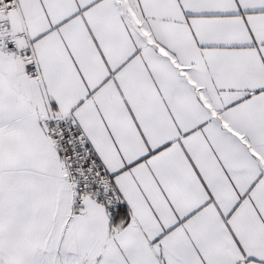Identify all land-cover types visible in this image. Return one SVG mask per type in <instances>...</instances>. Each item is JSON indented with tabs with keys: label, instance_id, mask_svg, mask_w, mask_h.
<instances>
[{
	"label": "snow or ice",
	"instance_id": "obj_1",
	"mask_svg": "<svg viewBox=\"0 0 264 264\" xmlns=\"http://www.w3.org/2000/svg\"><path fill=\"white\" fill-rule=\"evenodd\" d=\"M0 264H264V0H0Z\"/></svg>",
	"mask_w": 264,
	"mask_h": 264
}]
</instances>
